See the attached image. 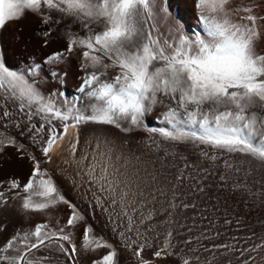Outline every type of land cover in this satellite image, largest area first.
Wrapping results in <instances>:
<instances>
[{
    "label": "snow or ice",
    "instance_id": "1",
    "mask_svg": "<svg viewBox=\"0 0 264 264\" xmlns=\"http://www.w3.org/2000/svg\"><path fill=\"white\" fill-rule=\"evenodd\" d=\"M194 2L206 38L197 34L190 39L183 33L178 38H162L156 24L157 0H0V29L31 14L48 25L38 33L44 37L45 45L54 25L62 21L79 24L84 34L74 32L66 24L67 48L52 53L44 63L59 64L82 49L81 69L85 75L76 91L82 94L78 99L86 101L82 106L67 100L58 104L56 96L63 93L45 96L37 87L41 64L32 62L23 70H10L0 52V96L16 102L28 121L34 116L43 121L39 127L31 123L28 131L34 133L31 137L34 142L43 141L40 151L44 157L41 160L14 138L0 135V153L15 147L18 158H26L32 166L24 184L15 178L6 182L7 190L15 194L8 197L0 191V209L6 211L13 207L9 200H19L16 211L25 217L34 213L50 216L49 210L61 204L71 210L66 223L59 228H50L48 223L17 228L0 245V264H80L77 257L81 253L94 254L99 249L108 251L91 264H120L116 248L97 236L90 225L85 226L78 247L74 233L65 229H75L85 217L63 195L49 171L42 168V163L51 162L54 146L64 140L70 128L75 130L69 141L75 154L82 125L112 126L121 132H131L140 129L145 116L160 108L157 119L165 127L148 128V132L157 133L170 143L203 146L201 156L212 162L221 155H239L264 165V113L252 111L256 107L264 109V54L255 50L260 35L256 26L258 17L251 14V8L237 9L249 13L241 19L250 23H230L226 18L230 0ZM161 11L169 12L167 5ZM217 15L225 19L221 21ZM98 27L102 30H97ZM174 31L177 29L170 28L169 36ZM109 69L116 74L103 79ZM50 75L62 80L67 73L61 75L52 68ZM9 115L5 109L3 117ZM45 132L46 136L37 140V134ZM225 166L233 168L228 160ZM95 170L93 164L87 173L93 181L97 179ZM99 179L108 185L115 183L108 178L107 168L102 169ZM220 179L226 182L224 175ZM101 188L113 191L103 184ZM115 203L113 199L112 204ZM96 207L103 208L99 198ZM6 228V224L0 223V232ZM124 246L131 247L126 240ZM169 247L170 241L154 256L172 255ZM213 247L235 250L228 244ZM261 248L264 243L243 249L241 255ZM143 249L144 245H140L134 250L140 264H154L141 258ZM60 255L65 259L61 260ZM251 260L254 257L245 259L243 264H251ZM183 264H189L188 260L184 259Z\"/></svg>",
    "mask_w": 264,
    "mask_h": 264
},
{
    "label": "rangeland",
    "instance_id": "2",
    "mask_svg": "<svg viewBox=\"0 0 264 264\" xmlns=\"http://www.w3.org/2000/svg\"><path fill=\"white\" fill-rule=\"evenodd\" d=\"M165 5L169 12L161 11ZM243 8H251V14L258 17L256 26L260 35L255 41V50L264 54V19H259L264 17V0H230L226 17L230 23H250L241 19L249 13L237 11ZM155 11L162 38H178L181 33L190 39L197 34L206 38L194 0H157ZM216 18L221 21L225 19L222 15ZM33 19V22H38L36 18ZM23 20L24 17L0 29V52L6 66L10 70L20 71L32 62L41 64L42 71L37 83L40 91L45 96L63 93L56 96L58 104L67 100L81 106L86 101L78 99L82 94L76 89L85 75L81 69L83 50L69 54L59 64H46V57L67 48L65 34L51 33L45 45L44 37L38 35L44 30L38 31L33 23ZM170 28L177 29L171 36ZM97 30H102V27ZM52 68L61 75H67L62 80L55 78L50 75ZM115 74V70L109 69L108 75L102 78L111 79ZM5 109L10 113L8 117H3ZM160 111V108L153 110L145 116L143 126L131 132H121L112 126L82 125L75 154L68 142L57 153L52 166L42 163V168L49 171L63 195L85 217V221L75 229L65 230L72 231L74 241L80 243L85 226L90 225L97 236L116 248L120 264H124V261L139 262L140 258L134 255V250L140 245H144L142 259L148 254L150 259H156L160 264L162 261L164 264H183L184 259L189 264H243L245 259L253 257L251 264H264V248L241 255L243 249L264 243V165L239 155H221L212 162L201 156L203 146L165 141L157 133L147 131L148 128L165 127L164 122L157 119ZM252 111L264 113V109L259 107ZM31 123L39 127L43 121L38 116L28 121L16 102L5 101L0 96V135L14 138L43 160L40 151L43 141L40 137L46 136V132L37 134L40 143L34 142L31 138L34 133L28 131ZM53 123L59 124V121ZM225 160L233 165L232 169L226 168ZM93 164L97 177L94 181L87 174ZM103 168H107L108 178L115 181L114 184L108 185L107 181L99 179ZM236 168L240 170L237 172ZM31 170V163L26 158L19 159L15 147L6 148L4 153H0V182H4L0 191H4L8 197L13 196L15 192L7 190L6 182L15 178L24 184ZM221 175L226 177V182L221 181ZM80 181L83 184L80 185ZM102 184L105 189L111 187L113 191L102 190ZM97 198L107 211L96 207ZM113 199L115 204H112ZM9 203L13 205L12 208L6 211L0 209V223L7 225L5 231L0 232V245L17 228L34 227L40 223L59 228L66 223L71 211L61 204L49 210L50 216L34 213L25 217L16 211L19 200H9ZM119 233L124 235L120 236ZM125 240L131 247L124 246ZM169 241L168 251L172 255L155 257L154 252ZM219 244L232 245L235 250L213 247ZM107 251L99 249L94 254L99 259ZM152 259L155 263L156 260Z\"/></svg>",
    "mask_w": 264,
    "mask_h": 264
},
{
    "label": "bare ground",
    "instance_id": "3",
    "mask_svg": "<svg viewBox=\"0 0 264 264\" xmlns=\"http://www.w3.org/2000/svg\"><path fill=\"white\" fill-rule=\"evenodd\" d=\"M33 18H36V20H38V22H33V20H35V19H33ZM20 20H22V19H20ZM23 21H26V23H33L34 25L33 26H35V28H38V31H39V29L41 30V31H43V30H45V29H47L48 28V25H46V24H42L41 23V21H40V19L38 18V17H36V16H33V15H31V14H26L25 16H24V20ZM22 21V23H24ZM11 23V22H10ZM9 23V24H10ZM19 24V23H18ZM31 24H29V25H31ZM66 24H67V27H69V28H71L74 32H79L81 35H83L84 34V31L80 28V26H79V24L78 23H75V22H72V23H67L66 21H62L60 24H58V25H54L53 26V29H52V34L53 35H60L61 33H64V29H65V27H66ZM11 25V24H10ZM21 25H23V24H21ZM26 25V24H25ZM20 26V25H19ZM9 27V26H8ZM20 28V27H19ZM33 31H35V30H33ZM6 32H8V31H6ZM35 32H37V29H36V31ZM83 102V101H82ZM83 105V104H82ZM81 105V106H82ZM58 131H62V129L61 130H58ZM75 130H73V129H69V131H68V135H66L65 136V138H64V140L63 141H57V143H56V145L54 146V148H53V151H52V153H51V157H52V159H51V162H49V166H52L53 165V163H54V160H55V158L57 157V153L63 148V146H65L69 141H70V139H71V134L74 132ZM72 170L73 171H75L73 168H72ZM18 173V172H17ZM64 184V183H63ZM81 184H83L81 181H80V185ZM66 185V184H65ZM80 185H78L79 187H81ZM78 187V188H79ZM85 187V186H84ZM72 189V188H71ZM85 189H87V188H85ZM84 190V189H83ZM81 191H82V189H81ZM83 195V194H82ZM84 196V195H83ZM89 204V203H88ZM89 213V212H88ZM90 214V213H89ZM15 219V218H14ZM79 242H77V245H78V247H79ZM148 253V252H147ZM53 255H59V254H57V253H53ZM151 256H152V254H151ZM61 260H64L65 258L62 256V255H60V257H59ZM78 259H79V261H80V264H91V262H92V260L93 259H97L98 257L95 255V254H93V253H81L78 257H77ZM124 259V258H123ZM148 259H150V257H149V255L148 254H146L145 256H144V258H143V260H146V261H148ZM152 259V258H151ZM151 259H150V261H151ZM153 260V259H152ZM156 260V259H155ZM155 260H153V261H155ZM161 260H163V259H161ZM157 261L158 260H156L155 261V263L154 264H160L161 262H159L158 261V263H157ZM152 262V261H151ZM164 261H162V264H164L163 263ZM172 262V261H171ZM140 263V261L139 262H133V261H124V264H139ZM169 263V262H168Z\"/></svg>",
    "mask_w": 264,
    "mask_h": 264
}]
</instances>
